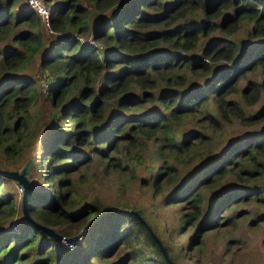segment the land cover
<instances>
[{
  "label": "trees",
  "instance_id": "obj_1",
  "mask_svg": "<svg viewBox=\"0 0 264 264\" xmlns=\"http://www.w3.org/2000/svg\"><path fill=\"white\" fill-rule=\"evenodd\" d=\"M46 1L49 47L34 10L0 0V167L20 169L14 160L31 159L28 213L75 247L23 214L0 234V264H169L134 213L76 200L72 189V174L93 154L125 168L120 156L140 159L150 139L160 141L151 155L158 162L153 194L179 205L178 232L194 227L193 236L169 245L144 219L175 264H191L199 233L221 225L241 202L264 203V185H254L264 173V126L232 138L176 182L180 167L201 144L210 150L224 124L264 121V102L248 110L264 91V79L249 77L256 69L264 74V0ZM41 101L47 116L34 129L32 107ZM200 113L205 123L190 120ZM9 180L0 175L1 223L22 210L4 185ZM207 189L214 197L204 207Z\"/></svg>",
  "mask_w": 264,
  "mask_h": 264
},
{
  "label": "rangeland",
  "instance_id": "obj_2",
  "mask_svg": "<svg viewBox=\"0 0 264 264\" xmlns=\"http://www.w3.org/2000/svg\"><path fill=\"white\" fill-rule=\"evenodd\" d=\"M44 4L49 8V3L46 0H44ZM21 5L27 6L26 0H21ZM40 21L41 32L47 41H45L44 47H49L51 39L48 40V38L53 34L52 30L49 29L50 24L47 27L45 21L41 19ZM243 35L244 33L242 32L235 34L237 37ZM38 61L39 58H36L34 63H38ZM31 71L32 69L28 72ZM249 77L264 79V74L259 69H256L255 72L249 73ZM243 84L244 80L241 81V86ZM263 102L264 91H262L259 100L248 107V110L250 112L255 111ZM42 103L46 108L42 106ZM47 111V102L41 101V103L32 107L34 114L32 127L34 129L37 124H40L42 127L44 126ZM201 116L200 113L196 119L190 117V120L194 123L198 120L199 124L205 123V121L200 120ZM187 126L189 128L192 127L191 124ZM262 126H264V121L252 125H244L234 120L231 123L224 124L220 136L217 140H213L210 150H207L206 144H201L199 148L203 151L197 154L191 163L180 167V175L177 177L178 180L176 182L178 183L188 178L190 175L189 170L193 171L198 165L207 161L211 157V152L216 154L232 138L242 136L247 132H258ZM158 142L160 141L151 139L147 141L148 148L140 159H137V156L121 155L122 165H127L125 168L106 163L98 155L93 154L88 166H83L80 171L72 174L74 181L72 189L76 190L74 199L80 200L83 198L84 201L98 199L102 204L115 207V209H136L138 212L140 210L141 216L151 221L156 231L169 245H185L192 238L194 227H189L185 233H179L178 228L181 223L179 205L165 203L164 199L166 196H163L164 194H153L151 181L153 180L156 171L155 167L158 162L152 158V148ZM121 153L115 151L114 155H120ZM28 154L32 157V155H35V152L31 148ZM14 161L21 166L25 164L23 158H18ZM40 164L41 161H39ZM230 180V177L226 178V181ZM35 181L36 177L34 178ZM258 184L264 185V173L254 185ZM4 185L14 189L18 195V200H21V191L14 180L11 179ZM212 193L209 189L205 191L206 199L204 207L214 197ZM23 216L20 209L13 218L4 219L2 223L0 222V234L18 226L23 221ZM91 220L93 222V218ZM91 222L89 221L85 224L79 234ZM76 239L78 241L80 236ZM60 243L68 249L75 247L66 244L64 240H60ZM186 261L191 264H264V203L249 199L232 207L227 212L226 218H224L221 225L207 232L199 233L198 240L193 245L192 253L188 254Z\"/></svg>",
  "mask_w": 264,
  "mask_h": 264
},
{
  "label": "water",
  "instance_id": "obj_3",
  "mask_svg": "<svg viewBox=\"0 0 264 264\" xmlns=\"http://www.w3.org/2000/svg\"><path fill=\"white\" fill-rule=\"evenodd\" d=\"M30 162H31V159L27 160L25 162V164L20 169H7V168L0 167V175L14 180L16 182V184L19 187H21V189H22V191H21L22 212L25 215L26 219L30 223H33L34 225L38 226L39 228H41L43 231H45L46 233H48L49 235H51L55 239L64 240L65 242L71 241L72 237L63 238V236L60 233H57L53 228L36 222L28 213V210H27L28 195L30 194V192L32 190V184H31L30 179L28 178ZM117 210H122V209H117ZM123 210H127V211L134 213L144 223V225L146 226L149 233L152 235V237L156 241L159 249L162 251V253H163L165 259L168 261V263L169 264H175L171 260V258L169 257L168 253L166 252L165 247H164L161 239L152 230V228L148 225V223L141 216V214L136 209H123ZM102 214H105V212L101 213L99 216H101ZM94 219H96V218H94Z\"/></svg>",
  "mask_w": 264,
  "mask_h": 264
},
{
  "label": "built area",
  "instance_id": "obj_4",
  "mask_svg": "<svg viewBox=\"0 0 264 264\" xmlns=\"http://www.w3.org/2000/svg\"><path fill=\"white\" fill-rule=\"evenodd\" d=\"M26 2L27 6L34 10L40 19L46 22L47 27H49L50 9L46 7L44 0H26ZM19 189L22 191L21 187ZM65 243L73 246V243L70 241Z\"/></svg>",
  "mask_w": 264,
  "mask_h": 264
}]
</instances>
